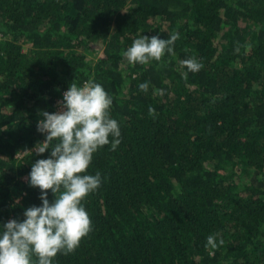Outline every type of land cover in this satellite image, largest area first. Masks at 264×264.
Listing matches in <instances>:
<instances>
[{"label": "trees", "instance_id": "obj_1", "mask_svg": "<svg viewBox=\"0 0 264 264\" xmlns=\"http://www.w3.org/2000/svg\"><path fill=\"white\" fill-rule=\"evenodd\" d=\"M0 30V232L42 206L29 183L51 157L34 151L41 113L92 80L112 98L121 143L93 154L92 230L53 264H264V0H0ZM174 32L175 56L122 55ZM191 58L199 72L180 67ZM209 235L224 240L214 257Z\"/></svg>", "mask_w": 264, "mask_h": 264}, {"label": "clouds", "instance_id": "obj_2", "mask_svg": "<svg viewBox=\"0 0 264 264\" xmlns=\"http://www.w3.org/2000/svg\"><path fill=\"white\" fill-rule=\"evenodd\" d=\"M180 38L178 32L162 39L157 35H144L134 40L122 55L131 65H148L161 61L165 54L175 56L174 44ZM181 68L199 72L203 65L195 58L181 60ZM185 80L188 73L183 72ZM149 84L141 83V91L147 92ZM163 95V90L160 92ZM56 113L42 112L37 130L46 134L34 151L39 155L51 148V157L37 160L31 169L29 183L41 190L42 206L26 209V219L7 222L0 232V264H53L54 258L63 253H73L81 240L92 230L90 217L82 201L101 186V174H85L93 154L106 145L116 150L121 143V130L117 120L111 118L113 103L101 84L92 80L82 87L72 83L59 102ZM149 115L155 118V109L149 107ZM113 139L110 141L109 137ZM53 141H56L53 144ZM63 189V191H61ZM48 190L56 194L54 202L48 200ZM218 235V234H217ZM221 238L209 235L205 247L214 257Z\"/></svg>", "mask_w": 264, "mask_h": 264}, {"label": "built area", "instance_id": "obj_3", "mask_svg": "<svg viewBox=\"0 0 264 264\" xmlns=\"http://www.w3.org/2000/svg\"><path fill=\"white\" fill-rule=\"evenodd\" d=\"M4 38V34H3V32H2V30H0V41L2 40ZM85 83V82H84ZM83 86V85H82ZM81 86V87H82ZM67 90H65L64 92H66ZM64 92H63V94H64ZM63 100V96H61V97H59L58 99H57V102H56V104H57V108H56V110H55V112L54 113H56V112H58V111H60L61 110V106H60V101H62Z\"/></svg>", "mask_w": 264, "mask_h": 264}, {"label": "rangeland", "instance_id": "obj_4", "mask_svg": "<svg viewBox=\"0 0 264 264\" xmlns=\"http://www.w3.org/2000/svg\"><path fill=\"white\" fill-rule=\"evenodd\" d=\"M92 52V51H91Z\"/></svg>", "mask_w": 264, "mask_h": 264}]
</instances>
